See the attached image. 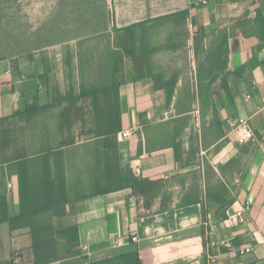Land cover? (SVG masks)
I'll use <instances>...</instances> for the list:
<instances>
[{"label": "crops", "instance_id": "0c3cea01", "mask_svg": "<svg viewBox=\"0 0 264 264\" xmlns=\"http://www.w3.org/2000/svg\"><path fill=\"white\" fill-rule=\"evenodd\" d=\"M107 3L109 39L94 57L103 61L81 60L78 36L0 60V120L23 116L0 175V264L35 258L31 219L21 216L19 144L31 176L47 155L53 177L66 180L64 214L36 220L78 227L80 253L46 264H264V149L239 144L234 129L247 118L264 141V0ZM112 83L97 102L79 98L84 84ZM70 94L79 99L68 118ZM32 104L39 117L27 120ZM112 107L121 129L99 134ZM246 201L248 227L231 217ZM207 218L218 241L253 251L220 246L210 263Z\"/></svg>", "mask_w": 264, "mask_h": 264}, {"label": "rangeland", "instance_id": "374dc122", "mask_svg": "<svg viewBox=\"0 0 264 264\" xmlns=\"http://www.w3.org/2000/svg\"><path fill=\"white\" fill-rule=\"evenodd\" d=\"M108 11L107 0H0V60L22 57L78 36L82 40L80 59L91 54L97 64L103 61L94 58L103 55L99 46L109 39L108 25L112 24V18ZM59 83L63 89L68 88L65 81ZM33 114L39 117L38 112ZM33 116L27 113L26 118L32 120ZM16 121H23V116L3 124L12 140Z\"/></svg>", "mask_w": 264, "mask_h": 264}, {"label": "trees", "instance_id": "16d2710c", "mask_svg": "<svg viewBox=\"0 0 264 264\" xmlns=\"http://www.w3.org/2000/svg\"><path fill=\"white\" fill-rule=\"evenodd\" d=\"M131 30V27L126 29ZM133 40V37H129ZM117 58V55H116ZM117 61V60H116ZM116 72L117 69H114ZM117 88L115 83L106 87H87L82 85L81 97L92 96L94 102L99 100L101 91L110 92ZM70 94L67 99L69 107L65 111L66 116L70 117L71 106L76 104L79 98H72ZM60 99L58 100V102ZM32 109H27L26 113H36L38 109L32 104ZM9 118L0 120V165L5 166V162H11L14 158L7 153L10 148L11 139L7 136V128H3L4 122ZM70 128V127H69ZM121 129V111L116 107L106 113V124L99 126V134H113ZM15 158L19 159L16 164L19 170V185L21 198V216L31 219L29 223L33 234V250L35 254L34 264H46L59 259L79 254L77 249L80 240L78 227L69 226L56 228L51 220H36V217L46 212H53L57 215H63L65 206L69 202L67 196V185L63 175L57 173L56 177L52 175V168L47 160L38 162L35 167V175L31 176L29 168L25 166L23 160V150L21 144L15 149ZM6 169V168H5ZM4 169V172H5ZM7 172V171H6ZM41 172V174H40ZM225 218L226 214L222 213Z\"/></svg>", "mask_w": 264, "mask_h": 264}, {"label": "built area", "instance_id": "2783aa9c", "mask_svg": "<svg viewBox=\"0 0 264 264\" xmlns=\"http://www.w3.org/2000/svg\"><path fill=\"white\" fill-rule=\"evenodd\" d=\"M235 124L236 125L234 129L236 133V140L239 144H246L249 142H260L261 147L264 149V141H260V139L257 137L249 119L240 117L236 120ZM122 136L128 138L131 136V133L129 130H126L123 132ZM4 169L5 168L0 165V175L2 174ZM11 185L12 184H9V186ZM250 208H251V202L246 201L244 205L241 208H239L237 211H235V213L231 217L236 219L237 222L240 223L241 225L248 227L251 223L249 218ZM203 224H204V235L206 239V256L210 263L217 262L221 254V251L219 250L220 246H224L229 250L235 249L241 255L253 251L254 245L252 243L235 247L229 239H226L225 241L222 242L218 241L216 239V228L211 218H207ZM132 240L137 241L138 237L135 236L132 238ZM117 243H119V241H117Z\"/></svg>", "mask_w": 264, "mask_h": 264}]
</instances>
